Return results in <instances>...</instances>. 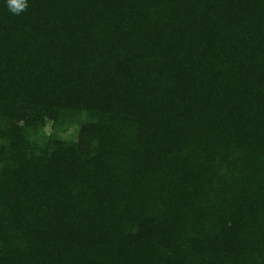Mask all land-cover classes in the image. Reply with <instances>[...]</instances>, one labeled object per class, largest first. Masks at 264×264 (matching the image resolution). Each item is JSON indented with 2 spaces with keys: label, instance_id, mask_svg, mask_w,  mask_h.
Segmentation results:
<instances>
[{
  "label": "trees",
  "instance_id": "obj_1",
  "mask_svg": "<svg viewBox=\"0 0 264 264\" xmlns=\"http://www.w3.org/2000/svg\"><path fill=\"white\" fill-rule=\"evenodd\" d=\"M27 3L0 0V264H264V0Z\"/></svg>",
  "mask_w": 264,
  "mask_h": 264
},
{
  "label": "clouds",
  "instance_id": "obj_2",
  "mask_svg": "<svg viewBox=\"0 0 264 264\" xmlns=\"http://www.w3.org/2000/svg\"><path fill=\"white\" fill-rule=\"evenodd\" d=\"M6 5L8 10L14 15H19L28 7L27 0H6Z\"/></svg>",
  "mask_w": 264,
  "mask_h": 264
},
{
  "label": "rangeland",
  "instance_id": "obj_3",
  "mask_svg": "<svg viewBox=\"0 0 264 264\" xmlns=\"http://www.w3.org/2000/svg\"><path fill=\"white\" fill-rule=\"evenodd\" d=\"M46 132H49V129H45ZM61 137H63V139L67 138H71L73 137V127H68L65 129V131L63 132V134L61 135Z\"/></svg>",
  "mask_w": 264,
  "mask_h": 264
}]
</instances>
